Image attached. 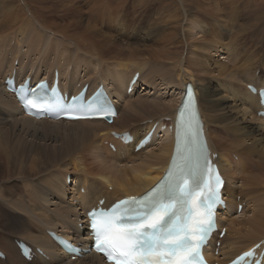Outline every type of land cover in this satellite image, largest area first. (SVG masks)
I'll return each instance as SVG.
<instances>
[{"label": "bare ground", "instance_id": "obj_1", "mask_svg": "<svg viewBox=\"0 0 264 264\" xmlns=\"http://www.w3.org/2000/svg\"><path fill=\"white\" fill-rule=\"evenodd\" d=\"M18 1L22 0H0V8L8 11L0 12L2 19L7 18L1 20L3 30L9 24L14 28V24L34 21L24 10L26 14L16 17L9 14L17 10ZM136 1L145 6L133 13L141 21L147 19L142 21L147 36L137 44H128L143 38L131 29L139 20L130 13L127 18L119 17L118 23L117 13L112 14L106 29H96L98 25L88 21L87 26L93 27L75 35L62 36L61 32L53 38L31 31L18 38V46L27 49L29 58L19 56L25 55V49L19 53L0 44V251L6 256L0 264H107L96 254L72 261L48 232L85 245L90 241L83 227L89 210L103 199L108 208L123 198L141 196L157 184L173 152L174 130L160 133L158 127L153 142L140 152H135V145L120 143L112 133L141 139L154 124H166L167 118L174 125L188 83L197 89L209 144L218 154L226 181L223 194L228 209L220 212L219 221L227 235L220 241L219 256L211 253L209 260L226 264L264 240V117L258 115L264 107L259 96L247 88L264 87V0H248L242 8L245 12L253 7L249 13L257 22L250 29L240 27L239 0ZM120 4L126 6L127 0ZM231 31L235 35L227 40ZM238 32L252 33L257 39L255 47L245 38L236 40ZM11 53L15 56L12 61ZM145 61L158 67L153 77L162 85L147 80ZM137 71L140 78L129 94ZM14 72L19 83L28 76L34 82L53 80L58 72L62 87L70 94L87 84L92 90L103 84L118 105V119L112 125L104 121H36L24 115L6 90L5 80ZM139 86L141 92L133 98ZM171 92L175 94L169 97ZM110 145H115L116 152ZM252 169L257 172L250 174ZM68 174L82 182V193L81 188L66 185ZM240 205L242 212L234 214L233 206L239 210ZM15 240L43 250L49 260L38 256L28 262Z\"/></svg>", "mask_w": 264, "mask_h": 264}, {"label": "snow or ice", "instance_id": "obj_2", "mask_svg": "<svg viewBox=\"0 0 264 264\" xmlns=\"http://www.w3.org/2000/svg\"><path fill=\"white\" fill-rule=\"evenodd\" d=\"M98 111H108L103 100ZM183 116L182 111V121ZM208 173L206 155L191 149L181 154L178 147L166 178L141 201L142 211L132 200L121 202L127 207L89 213L96 250L114 264H203L201 249L213 227L211 209L223 183L215 173L214 184H209Z\"/></svg>", "mask_w": 264, "mask_h": 264}, {"label": "rangeland", "instance_id": "obj_3", "mask_svg": "<svg viewBox=\"0 0 264 264\" xmlns=\"http://www.w3.org/2000/svg\"><path fill=\"white\" fill-rule=\"evenodd\" d=\"M33 0V1H30V0H22V1H18V3L22 2L21 4L17 3L16 2V8L15 9H19L20 7L23 6V8H20L18 11L15 10V11H12L11 13L9 14H12L13 16H19V15H23V14H26L28 13L26 16L29 17L28 15H30V18L33 19L34 21H32V23H30L29 21H25L24 22H21V23H17V24H14L16 26H14L13 28V24H9L10 27H7L3 30V28H1L0 26V35L2 37H0V44L5 45V48L4 49H7V50H11V49H17L18 52L22 51L21 49H25L23 47H19L18 46V38L19 39H23L25 38L27 35L31 34L32 32H37L41 35H45L46 37H53L56 35V37L58 36H61V32L64 34L62 36H68V35H75L76 31L78 32H81V31H84L85 29H89L91 27L94 26V24L98 25V27L96 29H98L99 27L102 28L105 26V29L106 27L108 26V24H110V21H111V16L112 14L115 15V13H117V19H116V22L118 23V18L119 17H126L127 18V15L128 13H130L132 15V17H136L135 20H139V25L138 24H135L136 26H133L131 27V29L139 34H141L143 36V38L141 40H133L132 43H128V44H137V43H140L143 39H145V37L147 36V34H145L142 30H143V22H147V19L144 18L142 21L141 19L137 18V16L133 13L134 10L137 8V9H140L142 7H144L145 5L141 6L138 4V2L136 0H127V4L126 6L125 5H121L120 4V1L121 0H107L106 2L104 0H73V4H71L68 0ZM219 1V0H217ZM224 1V0H222ZM40 2V3H39ZM248 2V0H239L237 4H239L238 6L240 7V16H241V19H240V27H249L248 29L254 27L253 24H255L257 22V20L255 18H253V14L252 13H249V12H252V9L253 7L250 9V10H246L245 12L242 11V8L243 6ZM241 3V4H240ZM30 4V5H29ZM68 4V5H67ZM29 5V6H28ZM34 5V6H33ZM136 5V6H135ZM91 6V7H90ZM25 7V8H24ZM32 7V8H31ZM38 8V12L36 11V9ZM30 8V9H29ZM91 8V9H90ZM125 8L126 11H124L123 9ZM1 9L3 8H0V12L2 11ZM32 9L33 12H32ZM47 9V10H46ZM119 9H122V10H119ZM5 10V9H3ZM22 10V11H21ZM23 10L26 12L23 13ZM85 10V11H84ZM7 10H5L4 14L6 13ZM238 11V10H237ZM8 12V11H7ZM32 12V13H31ZM126 12V13H124ZM19 13V14H18ZM239 13V12H238ZM44 14V15H43ZM126 14V15H125ZM248 16H247V15ZM119 15V16H118ZM121 15V16H120ZM244 15V16H243ZM250 15V16H249ZM35 16V17H34ZM239 16V17H240ZM43 19H42V18ZM0 23H1V20L5 21L7 20L6 16H4L2 19V15L0 16ZM37 18V19H36ZM80 18V20L78 19ZM132 18V19H133ZM251 18V19H250ZM75 19V20H74ZM131 19V20H132ZM245 19V20H244ZM46 20V21H45ZM95 20V21H94ZM243 20V21H242ZM2 21V22H3ZM37 21V22H36ZM76 21V22H75ZM88 21L92 22L93 23V26H87L88 24ZM242 21V22H241ZM245 21V22H244ZM29 22V24L27 23ZM41 22V23H40ZM122 22V21H120ZM119 22V23H120ZM47 23V25H46ZM48 23H49V26H48ZM55 23V24H54ZM230 24V19H229V22ZM22 24L23 25V29H22ZM52 24V25H51ZM75 24V25H74ZM247 24V25H246ZM251 24V25H250ZM35 25V26H34ZM42 25V26H41ZM44 25V26H43ZM53 25H56L55 27H53ZM63 25V26H62ZM78 25V26H77ZM107 25V26H106ZM12 26V27H11ZM20 28H19V27ZM37 26V27H36ZM40 27H43V28H40ZM69 27H72V28H69ZM74 27V28H73ZM82 27V28H80ZM10 28V29H9ZM13 28V29H12ZM24 28H25V32L24 31ZM36 28L38 30H36ZM46 28V29H45ZM62 28V29H61ZM80 28V29H79ZM9 29V30H8ZM12 29V30H11ZM18 29V30H17ZM29 29V30H28ZM43 31H42V30ZM49 29V30H48ZM60 30V32H58ZM71 29V30H70ZM76 29V30H75ZM82 29V30H81ZM103 29V28H102ZM145 29L148 30L149 29V26H145ZM15 30V31H14ZM17 30V31H16ZM34 30V31H33ZM40 30V31H39ZM56 30H58L56 32ZM67 34H65L66 32ZM74 30V32H73ZM94 30V29H93ZM3 31H5L3 33ZM13 31L16 33L13 34ZM19 31V32H18ZM30 31V32H29ZM32 31V32H31ZM50 31V32H49ZM64 31V32H63ZM72 31V32H71ZM7 32H8V35H7ZM12 32V33H11ZM51 33V35L49 33ZM77 32V33H78ZM27 33V34H26ZM55 33V34H54ZM71 33V34H70ZM234 33V34H233ZM23 34V35H22ZM26 34V35H25ZM48 34V35H47ZM114 34V33H112ZM246 34V35H245ZM241 33V32H238L237 36H236V40L242 42L243 41V38H245V41L247 42V44L249 46H252V47H255V43L257 42V39H255L254 35L252 33ZM249 34V35H248ZM17 35V36H16ZM19 35V36H18ZM50 35V36H49ZM235 35V32L234 31H231L228 36H227V40H231L233 39ZM9 38H8V37ZM22 36V37H21ZM249 37V38H248ZM6 40V41H5ZM2 41V42H1ZM16 41V42H15ZM11 45H10V44ZM3 45V46H4ZM9 46V48H8ZM19 48V49H18ZM26 51L27 49H25V55H19L21 56L22 58H29L28 55H26ZM19 52V53H20ZM259 53V52H258ZM145 54L147 55L148 53L145 52ZM13 53L10 54L9 56V59L12 61L14 59L15 56H12ZM120 62V61H119ZM148 63V67H147V80L150 82H155L156 84L158 85H162V82L159 78H154L153 77V73L158 71V67L153 63V62H150V61H145ZM150 65H152V67H150ZM20 66V65H19ZM18 66V68H19ZM260 71H258L257 73H259ZM138 73L135 72V74ZM45 75H47L46 73H44ZM134 74V75H135ZM97 74H95L96 76ZM141 82V81H140ZM141 86H139V89H138V92L136 94H134L133 98H136L137 96H139V93L141 92ZM164 92V91H163ZM174 92H171L169 94V97L172 96ZM175 94V93H174ZM161 95H164L165 96V92L164 93H161ZM128 96H130L128 94ZM168 97V96H167ZM132 98V99H133ZM116 101V100H115ZM125 159V158H124ZM237 159V158H236ZM257 169H252L249 171V173H256ZM254 171V172H252ZM70 177V186L68 184V179ZM77 180H75V177L74 175H70L68 174L67 175V180H66V185L68 187H71V188H75V187H78V188H81V193H82V190H84V188L82 187V182H76ZM244 183V180H241L239 182V185L237 186V198L238 200H240V195H239V192H240V186ZM91 188V187H90ZM92 189V188H91ZM92 191H95L92 189ZM112 192V189L110 190ZM228 197V196H227ZM76 204H78V202L76 201ZM234 208V214L237 212V211H240L237 209V206L236 208L233 206ZM227 224V223H226ZM219 247V245H218ZM51 257V256H50ZM52 262V261H51ZM49 261H47V263H51Z\"/></svg>", "mask_w": 264, "mask_h": 264}, {"label": "flooded vegetation", "instance_id": "obj_4", "mask_svg": "<svg viewBox=\"0 0 264 264\" xmlns=\"http://www.w3.org/2000/svg\"><path fill=\"white\" fill-rule=\"evenodd\" d=\"M109 201H111V200L109 199ZM111 202H113V201H111Z\"/></svg>", "mask_w": 264, "mask_h": 264}]
</instances>
